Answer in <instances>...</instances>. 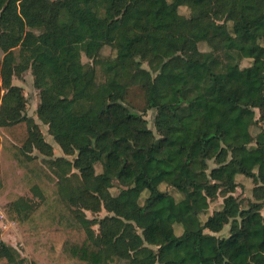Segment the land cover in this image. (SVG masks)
<instances>
[{
    "label": "trees",
    "instance_id": "1",
    "mask_svg": "<svg viewBox=\"0 0 264 264\" xmlns=\"http://www.w3.org/2000/svg\"><path fill=\"white\" fill-rule=\"evenodd\" d=\"M171 1L0 0V91L6 90L0 126L28 120L26 97L12 79L31 69L39 118L76 155L74 162H54L63 171L53 186L44 166L29 169L30 187L45 209L37 213V202L24 196L4 208L11 222L47 232V264H264V239L256 241L264 225L256 212L264 207V72L257 70L264 67V0H184L189 17ZM164 12L174 15L177 47L166 43ZM74 45L82 51H65ZM105 46L116 55L100 58ZM82 54L94 64L84 63ZM244 59L253 62L242 66ZM155 72L168 73L170 81L158 83ZM133 85L145 92L144 111H156L157 134L143 112L125 104ZM28 121L26 144L52 154ZM253 125H259L256 135ZM99 163L111 173L96 172ZM72 167L80 171L77 183L67 176ZM240 175L255 183L254 200L235 212L242 203L234 195ZM115 180L122 186L117 194L111 192ZM220 194L222 206L203 221ZM103 208L104 217L86 214ZM228 224L227 236L215 235ZM22 261L0 240V264ZM33 264L40 262L33 258Z\"/></svg>",
    "mask_w": 264,
    "mask_h": 264
},
{
    "label": "rangeland",
    "instance_id": "2",
    "mask_svg": "<svg viewBox=\"0 0 264 264\" xmlns=\"http://www.w3.org/2000/svg\"><path fill=\"white\" fill-rule=\"evenodd\" d=\"M184 0H172L171 8L178 7L180 14L189 17L191 15L190 8L183 5ZM155 13H159L154 10ZM164 24L167 31L166 43L170 46L177 47V39L172 30V24L174 23V15L170 12H164ZM81 30L86 36H89L90 29L86 23H82ZM254 39V35L250 34L245 37L246 42H251ZM200 48L202 50H208V44L205 42L200 43ZM67 53L72 51L81 52V45H74L65 48ZM116 55L115 50L110 46H105L100 54V58H109ZM4 58V52L0 48V64ZM82 61L88 64H94V61L84 54H82ZM253 62V59H244L241 62L242 66L250 65ZM141 66L147 67V63L141 61ZM98 70V79L103 80L104 75L101 70L100 65H97ZM259 73L264 72L263 65L257 67ZM51 76L52 81L55 84V64L51 67ZM155 80L158 83L170 81V75L168 73H158L153 74ZM12 82L14 85L20 86L23 90V94L26 97V107L24 114L28 120L33 121L37 126L38 130L44 137V140L51 146L52 154H47L42 152L36 145L29 146L27 145V137L29 135V130L31 122L28 120L23 121L14 127H1L0 126V212L4 211L6 204L11 200L17 199L19 196H24L26 198H32L37 202L36 212L39 213L47 207V203L42 201V199L35 195L32 191L29 183V169L36 164L44 166L48 171H50L55 177L54 180H47L52 186L56 184L58 180L57 172H62L63 169L55 165L54 162L59 158H66L74 162L76 155L68 153V148L64 140L60 139L56 133H53L50 130V127L45 123L41 118H39L37 109L40 102V90L35 86L34 75L31 69L26 70L20 75H14ZM1 84V79H0ZM6 90L2 89L0 91V106L2 103V97L5 94ZM125 104L145 114L146 119L148 120L149 127L154 130L157 134L155 128V109H150L144 111L146 106L145 92L139 85L130 86L125 98ZM252 113L259 117L258 110H253ZM35 128H33L34 131ZM36 130V129H35ZM254 135L259 131V125H253L251 128ZM39 131L36 134H39ZM212 164V163H211ZM213 165V164H212ZM66 167H64L65 169ZM103 171L110 172L109 168L106 165L101 163L96 165V172L101 173ZM67 176H71L72 183L78 182V176L80 171L74 167L71 168V171H68ZM111 173V172H110ZM237 181L239 186L237 187L234 195L239 198L242 202L240 206H236L235 212L240 208H246L249 200H254L253 188L255 183L251 178L246 176H238ZM122 186L120 183L115 180L111 192L117 194ZM161 189L173 194L177 199L181 198V195L171 186L167 184H162ZM50 197H54L55 193H50ZM148 193L145 192L142 195L141 201L143 202L147 197ZM224 202V196L220 194L217 198L210 202L208 211L201 214V219L205 221L207 217L212 214L215 210L219 209ZM256 212L262 217L264 222V207L257 209ZM3 213V212H2ZM0 213V240L4 241L6 244L14 247L19 253L23 261L21 264H33V258H36L40 264L50 263L51 260L47 257L44 252L43 244L47 240V232L42 231L40 234H34L30 232L26 227H20L19 225L11 222L6 218L5 214ZM86 214L89 218L94 217H104L109 214L104 208L98 212L93 213L91 211H86ZM94 229L98 232V225L94 226ZM230 230V225L228 224L223 231L216 233L218 237L227 236ZM183 228L181 226H176L177 234H181ZM3 232V233H2ZM206 232L210 233L209 230ZM264 239V225L260 230L256 241ZM205 253L208 257L213 256V246L210 243H205ZM117 264H128L127 260H120Z\"/></svg>",
    "mask_w": 264,
    "mask_h": 264
},
{
    "label": "crops",
    "instance_id": "3",
    "mask_svg": "<svg viewBox=\"0 0 264 264\" xmlns=\"http://www.w3.org/2000/svg\"><path fill=\"white\" fill-rule=\"evenodd\" d=\"M2 212H3V213H2ZM0 213L5 214L4 211H1ZM5 215H6V214H5ZM6 218H8V217L6 216ZM8 220H9V219H8ZM0 230H1V229H0ZM2 233H3V232H2Z\"/></svg>",
    "mask_w": 264,
    "mask_h": 264
}]
</instances>
